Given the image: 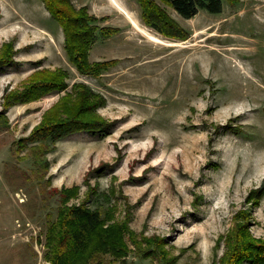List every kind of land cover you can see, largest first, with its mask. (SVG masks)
Here are the masks:
<instances>
[{"label":"rangeland","instance_id":"1","mask_svg":"<svg viewBox=\"0 0 264 264\" xmlns=\"http://www.w3.org/2000/svg\"><path fill=\"white\" fill-rule=\"evenodd\" d=\"M72 2L100 17V27L118 28L90 49L92 62L118 60L97 76L69 60L62 28L41 0H0V48L11 40L15 49L14 62L0 70V110L3 94L35 70L68 73L63 90L7 110L9 128L0 130V264L45 263L46 214L55 217L59 204L51 191L72 185L80 190L70 202L90 187L108 193L115 216H129L142 246L162 239L176 264L218 262L240 210L249 213L251 234L264 238V0H224L220 13L201 9L191 18L164 5L188 30L185 40L145 25L138 0ZM77 82L104 97L98 112L112 122L110 130L58 140L42 184L7 177L13 165L32 174V161H18L11 145ZM128 242L125 264H165Z\"/></svg>","mask_w":264,"mask_h":264},{"label":"trees","instance_id":"2","mask_svg":"<svg viewBox=\"0 0 264 264\" xmlns=\"http://www.w3.org/2000/svg\"><path fill=\"white\" fill-rule=\"evenodd\" d=\"M50 16L55 19L64 33V48L69 60L82 74L99 75L104 69L115 65L118 60L91 61L89 52L99 37L107 38L118 31L117 27L99 26L100 17L90 13L87 6L76 7L72 0H41ZM224 0H138L141 18L145 25L168 38L185 40L189 32L166 9L171 7L183 18L195 16L201 9L220 13ZM234 6L239 0H227ZM13 41H6L0 48V70L14 62ZM68 73L64 69L41 68L35 70L21 84L3 94L0 110V130L9 128L7 110L9 106L40 99L63 90ZM105 103L104 97L83 82L74 83L42 115L30 133L16 140L11 149L18 161H32V176L21 172L18 165L6 169L7 177L12 173L20 183L36 178L39 184L48 171V153L56 148L58 140L76 132H102L110 130L112 122L98 112ZM15 182L13 179L11 180ZM80 186L72 185L54 189L59 204L53 217L48 211L44 238L43 258L47 264H109L119 261L125 264L133 241L139 254L147 257L159 254L165 264H176L178 256H171L164 248L162 239H146L147 248L137 239L129 225V216L117 218L116 208L110 203L106 192L99 193L90 187L79 202ZM263 190H254L257 199ZM252 198V195H250ZM91 202V204H89ZM93 203V206H92ZM236 221L224 237L225 249L214 264H264V238L254 237L249 230V213L240 210Z\"/></svg>","mask_w":264,"mask_h":264},{"label":"bare ground","instance_id":"3","mask_svg":"<svg viewBox=\"0 0 264 264\" xmlns=\"http://www.w3.org/2000/svg\"><path fill=\"white\" fill-rule=\"evenodd\" d=\"M112 1H114V0H112ZM149 39H151L152 41H155V42H162V40L160 39V38H158V37H155V36H149Z\"/></svg>","mask_w":264,"mask_h":264},{"label":"built area","instance_id":"4","mask_svg":"<svg viewBox=\"0 0 264 264\" xmlns=\"http://www.w3.org/2000/svg\"><path fill=\"white\" fill-rule=\"evenodd\" d=\"M44 264H47V263H44Z\"/></svg>","mask_w":264,"mask_h":264}]
</instances>
